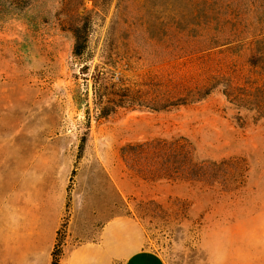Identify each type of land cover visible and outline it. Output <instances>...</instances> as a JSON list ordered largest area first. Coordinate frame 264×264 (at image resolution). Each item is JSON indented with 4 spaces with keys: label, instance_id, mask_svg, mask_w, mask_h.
<instances>
[{
    "label": "rangeland",
    "instance_id": "374dc122",
    "mask_svg": "<svg viewBox=\"0 0 264 264\" xmlns=\"http://www.w3.org/2000/svg\"><path fill=\"white\" fill-rule=\"evenodd\" d=\"M73 4L53 0L0 22V264L62 261L127 215L167 264H264V121L240 122L220 90L104 120L94 105L95 80L194 78L197 42L210 40L203 26L212 44L232 42L216 58L251 72L239 46L264 38V0H82L78 13L93 21L86 75L67 30ZM178 136L201 161L227 162L209 172L219 182L143 180L123 163L129 143Z\"/></svg>",
    "mask_w": 264,
    "mask_h": 264
},
{
    "label": "trees",
    "instance_id": "16d2710c",
    "mask_svg": "<svg viewBox=\"0 0 264 264\" xmlns=\"http://www.w3.org/2000/svg\"><path fill=\"white\" fill-rule=\"evenodd\" d=\"M50 1L53 0H0V22L15 17L26 19V14ZM60 1L65 5L69 2V0ZM81 1L74 0V11L70 17L75 18V22L69 18L66 24L67 30L74 34V56L83 63L81 71L86 75L89 74V44L93 21L90 13L85 12L81 16L78 13V3L80 4ZM202 30H204L202 33H207L210 40L201 39L197 42V50L201 56L200 67L194 78L187 76L185 81L177 82L175 78L157 75L142 82L120 86L112 82L102 86L95 80L94 105L100 113L99 119H108L124 109L170 111L204 101L214 91L220 90L230 107L238 112L240 122L257 124L264 121V38L248 44L245 42L239 46L242 52H249L246 64L251 72L245 73L238 68L237 60L230 62L225 61L224 58H216L215 50L225 44L215 42L212 44L214 37L209 34L210 29H204L203 26ZM231 43L227 42L225 46L232 45ZM234 48L237 47L220 53L229 52ZM104 75L108 77V74L104 73ZM191 78L194 79L193 84H186ZM75 99L78 105L86 101L90 111V106L83 95L78 93ZM86 141L88 139L85 136L80 159L85 151ZM121 158L128 170L143 180L152 181L219 182L217 177H212L209 172L227 164V162L201 161L197 156L194 142L181 136L171 139L158 137L145 142L129 143L121 148ZM53 264H61L60 255L57 253L53 254Z\"/></svg>",
    "mask_w": 264,
    "mask_h": 264
},
{
    "label": "crops",
    "instance_id": "0c3cea01",
    "mask_svg": "<svg viewBox=\"0 0 264 264\" xmlns=\"http://www.w3.org/2000/svg\"><path fill=\"white\" fill-rule=\"evenodd\" d=\"M148 247L145 229L137 218L115 217L102 227L97 242L72 249L61 264H167Z\"/></svg>",
    "mask_w": 264,
    "mask_h": 264
}]
</instances>
